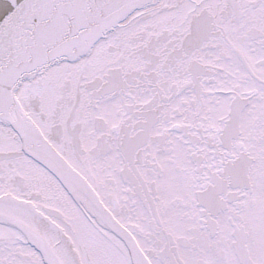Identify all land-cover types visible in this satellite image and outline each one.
<instances>
[{"label": "snow or ice", "instance_id": "1", "mask_svg": "<svg viewBox=\"0 0 264 264\" xmlns=\"http://www.w3.org/2000/svg\"><path fill=\"white\" fill-rule=\"evenodd\" d=\"M0 264H264V0H0Z\"/></svg>", "mask_w": 264, "mask_h": 264}]
</instances>
